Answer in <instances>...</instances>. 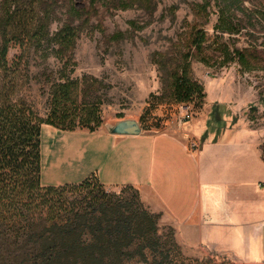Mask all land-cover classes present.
<instances>
[{"label": "rangeland", "instance_id": "obj_1", "mask_svg": "<svg viewBox=\"0 0 264 264\" xmlns=\"http://www.w3.org/2000/svg\"><path fill=\"white\" fill-rule=\"evenodd\" d=\"M205 1L0 0V47H8L7 69L0 70V90L4 82L15 83L13 96L46 117L53 85L74 80L80 84L81 99L98 109L102 121L98 130L131 118L145 131H176L209 109L206 99L202 105L176 103L170 79L172 67L183 53L189 26L198 24L209 37L207 63L203 57L193 58L191 75L206 96L264 100V0H242L243 6L235 15L241 32L224 36L216 28L220 14L215 0H211L208 15L198 14L197 6ZM66 27L77 31L70 52L58 39ZM219 44L244 52L247 62L236 57L224 61ZM258 106L248 109V122L264 129V107ZM187 113L191 116L188 121ZM93 139L45 127L43 185L56 186L72 170L86 169ZM75 152L85 156V161L65 163ZM109 192L136 201L131 188ZM159 235L163 247L157 259L150 255L151 264H250L223 254L189 257L188 250L177 243L174 229L162 225L160 219Z\"/></svg>", "mask_w": 264, "mask_h": 264}, {"label": "trees", "instance_id": "obj_2", "mask_svg": "<svg viewBox=\"0 0 264 264\" xmlns=\"http://www.w3.org/2000/svg\"><path fill=\"white\" fill-rule=\"evenodd\" d=\"M215 1L218 31L223 36L240 33L235 15L243 1ZM210 5L211 0L198 5V14L208 15ZM58 39L70 52L77 31L66 27ZM208 43L205 30L189 26L181 58L170 73L176 103L203 104L206 94L191 75V62L203 57L207 63ZM218 50L224 61L248 60L227 44H219ZM7 56L8 47H0V70L7 69ZM15 90V83L5 82L0 90V264H151L150 255L157 259L163 247L160 217L145 206L136 188L122 187L136 192V201H130L109 192L94 174L78 184L43 185V127L95 132L102 125L96 106L81 99L79 82L53 85L46 117L13 96ZM262 155L264 160V145Z\"/></svg>", "mask_w": 264, "mask_h": 264}, {"label": "crops", "instance_id": "obj_3", "mask_svg": "<svg viewBox=\"0 0 264 264\" xmlns=\"http://www.w3.org/2000/svg\"><path fill=\"white\" fill-rule=\"evenodd\" d=\"M205 99L206 113L176 131L140 136L69 131L95 139L86 169L72 170L56 186L78 184L93 174L108 189L132 186L161 224L174 229L189 257L223 254L264 264V129L249 124L247 115L259 103L264 107V100ZM84 157L75 152L65 163L82 164Z\"/></svg>", "mask_w": 264, "mask_h": 264}, {"label": "water", "instance_id": "obj_4", "mask_svg": "<svg viewBox=\"0 0 264 264\" xmlns=\"http://www.w3.org/2000/svg\"><path fill=\"white\" fill-rule=\"evenodd\" d=\"M106 130L112 135L118 136H140L142 134H155L156 132L145 131L141 123L136 119H123L115 124H106Z\"/></svg>", "mask_w": 264, "mask_h": 264}, {"label": "built area", "instance_id": "obj_5", "mask_svg": "<svg viewBox=\"0 0 264 264\" xmlns=\"http://www.w3.org/2000/svg\"><path fill=\"white\" fill-rule=\"evenodd\" d=\"M186 109H187V107H186ZM190 118H191L190 114L187 113L186 121L190 120ZM181 124H183V123H181ZM191 147H192V149L197 150L199 148V143L197 141L193 140L191 142Z\"/></svg>", "mask_w": 264, "mask_h": 264}]
</instances>
